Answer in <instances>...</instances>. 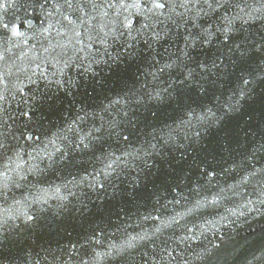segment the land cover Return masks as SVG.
<instances>
[{
    "label": "water",
    "instance_id": "95a60500",
    "mask_svg": "<svg viewBox=\"0 0 264 264\" xmlns=\"http://www.w3.org/2000/svg\"><path fill=\"white\" fill-rule=\"evenodd\" d=\"M158 2L2 0L0 264H264V0Z\"/></svg>",
    "mask_w": 264,
    "mask_h": 264
},
{
    "label": "snow or ice",
    "instance_id": "6c2138e0",
    "mask_svg": "<svg viewBox=\"0 0 264 264\" xmlns=\"http://www.w3.org/2000/svg\"><path fill=\"white\" fill-rule=\"evenodd\" d=\"M121 4L125 3V0H120ZM139 3V0H132V6H137ZM155 6L156 7H163V5L161 3L158 2V0H154ZM0 4H2V0H0ZM126 27H131V22L129 21V23L126 25Z\"/></svg>",
    "mask_w": 264,
    "mask_h": 264
}]
</instances>
